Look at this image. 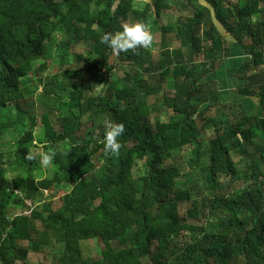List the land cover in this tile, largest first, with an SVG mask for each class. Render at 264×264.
Listing matches in <instances>:
<instances>
[{
	"label": "trees",
	"instance_id": "1",
	"mask_svg": "<svg viewBox=\"0 0 264 264\" xmlns=\"http://www.w3.org/2000/svg\"><path fill=\"white\" fill-rule=\"evenodd\" d=\"M135 1L0 0V139L15 137L14 148L0 151L2 264H27L41 245L62 251L59 264H264V114L219 103L220 82L210 77L232 42L199 0H151L143 9ZM207 1L248 55L237 92L259 96L264 107V0ZM165 10L178 15L164 21ZM131 19L157 25L161 44L113 57L100 38ZM67 32L85 42L78 56L87 65L69 67L63 53L58 70L41 76L54 40ZM109 123L125 126L115 154L104 146ZM43 152H55L50 176ZM211 213L217 224L196 223ZM83 241L100 246L98 261L86 262Z\"/></svg>",
	"mask_w": 264,
	"mask_h": 264
},
{
	"label": "rangeland",
	"instance_id": "2",
	"mask_svg": "<svg viewBox=\"0 0 264 264\" xmlns=\"http://www.w3.org/2000/svg\"><path fill=\"white\" fill-rule=\"evenodd\" d=\"M151 5V0H136L135 1V6L137 8L143 9L145 8L147 5ZM173 15L176 16L178 15L176 12H173L172 10H165V15L163 16L164 21H167V16ZM137 22L135 19H131L130 21H128L126 24H132ZM150 29H151V33L153 36V40H152V45L154 46L153 48H155V50L157 49V47L161 44V31L158 28L157 25H150ZM167 45H169L171 48L176 47L178 45V41L175 39V33L172 32L169 34L168 36V41L166 42ZM232 45L234 46L235 43H232ZM240 47H238L236 50L233 51V53L231 54L230 57L224 59L222 66H225L226 63L230 62V59L233 63L232 66L235 65H239L242 58L241 56L238 57V55H242L240 54ZM83 51H85V42L83 40L75 42L74 38L72 37L71 33H59L57 35V38L54 40L53 45L51 46V49L48 53L47 56V64H48V68L45 69L42 73L41 76L46 77L50 74H53L54 72H56L59 68V63H60V54L63 53H67L68 54V64L67 66H73V65H82V66H86L87 65V60L81 59L79 58V54L84 53ZM225 57V54H224ZM116 69H115V75L116 76H122L124 74V71L126 69L125 66H122L121 63L117 62L116 63ZM221 68L214 71L213 73H211L210 77L211 78H215L218 80V82L221 81V83L218 85L219 87V103H226V102H240V103H244V105L247 107V109L252 112V113H256V114H264V107L262 106V104L260 103V97L259 96H253V97H248L246 98L245 96L239 94L237 92V87L242 84L244 81L238 79L237 77L234 78V80H229V82L227 81V85H224V78H226V68ZM35 84H39V80H33L31 83V87H35ZM41 91H42V85H39L38 91L35 94V98L39 97L41 95ZM28 100H31V97H28ZM45 110V107L43 105H40L37 107L36 113H37V119H38V124L36 125L35 128V132L36 134L41 132V121L40 118L43 114ZM164 119H166V117H163ZM213 127H209L207 128L206 131V137L209 136L212 133ZM18 137V135H16ZM14 140L15 137L14 135L11 134H4L3 135V139H0V151H8L11 150L12 148H14L15 144H14ZM64 145H62L63 147ZM189 151V149H184L181 150L179 152H175L176 155H180L183 156L185 154H187ZM236 159H238V157H235ZM177 161H179V159L176 157ZM168 163H173L172 159L168 160ZM184 171L188 172L190 171V167L185 163L184 165ZM43 169L45 170V174L46 176H50L52 174V169H50L49 167L45 168L43 166ZM9 175H13L14 171H9L8 172ZM139 174L138 171V167L134 168V175L137 176ZM192 176L194 177V179H196L197 177H199V174H197V172H194L192 174ZM193 182L187 183L183 186L185 187H190L191 184ZM200 184L204 185V181L200 180ZM63 192H59L56 196V198L54 199V208H59L62 204V197ZM196 194L200 195L203 194L200 190H196ZM47 192H44V194L39 195L35 201L33 202L34 205H40L42 200L46 197ZM186 210V205H181L179 208L180 214L183 216ZM30 212V211H29ZM28 211H26L24 214H28ZM216 213H211L210 217L208 219H204V221H196V223L201 224V223H207V224H217L218 223V217L216 216ZM38 226L40 227V223L37 222ZM25 245H27V241L24 242ZM82 256L83 258L86 260V262L89 263H94L96 261H98L101 258V252H100V246L95 244L92 241H83L82 242ZM62 256V251H60L59 249H57V247H54V245H41V248L39 250H32L29 252L28 255V261L27 264H59L60 263V259ZM0 264H2V262H0ZM10 264H24L23 261L20 260H12L10 262Z\"/></svg>",
	"mask_w": 264,
	"mask_h": 264
},
{
	"label": "clouds",
	"instance_id": "3",
	"mask_svg": "<svg viewBox=\"0 0 264 264\" xmlns=\"http://www.w3.org/2000/svg\"><path fill=\"white\" fill-rule=\"evenodd\" d=\"M101 42L107 44L112 49V55L115 57L122 51L135 49L139 46L145 48L152 43L153 36L150 26L144 21H138L132 24H124L123 30L113 34L105 32L101 36ZM125 131L123 123H109L104 134L105 151L110 153H118L122 144L118 139ZM55 152H43L41 154L40 163L47 168L54 161ZM36 157L32 152L26 156L28 160H34Z\"/></svg>",
	"mask_w": 264,
	"mask_h": 264
},
{
	"label": "water",
	"instance_id": "4",
	"mask_svg": "<svg viewBox=\"0 0 264 264\" xmlns=\"http://www.w3.org/2000/svg\"><path fill=\"white\" fill-rule=\"evenodd\" d=\"M199 2L203 5H205L206 7H208V9L210 10L211 18H212L213 22L215 23L216 27L218 28V30L220 31V33L225 35L226 38L233 43L234 38L232 36L228 35V31H227L226 27L218 19L215 7L211 3H209L207 0H199Z\"/></svg>",
	"mask_w": 264,
	"mask_h": 264
},
{
	"label": "crops",
	"instance_id": "5",
	"mask_svg": "<svg viewBox=\"0 0 264 264\" xmlns=\"http://www.w3.org/2000/svg\"><path fill=\"white\" fill-rule=\"evenodd\" d=\"M238 47L239 46L237 44H235L234 46L232 45L233 50H236ZM239 50L241 52V48H239ZM240 54H242V55H238V57L241 56V58H242L241 62H243L248 57V55H246L243 51ZM241 62H240V64H241ZM232 65H233V63L230 59V62L226 63L225 66H222V68H226V71H225L226 72V78H224V80H225L224 85L228 84L227 81L229 82V80H232V79L234 80V78H236L235 74L238 71L239 65H235V66H232ZM220 83H221V81H220Z\"/></svg>",
	"mask_w": 264,
	"mask_h": 264
}]
</instances>
